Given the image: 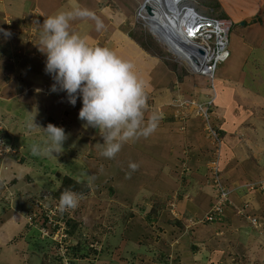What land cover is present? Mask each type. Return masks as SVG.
I'll return each instance as SVG.
<instances>
[{
  "label": "rangeland",
  "instance_id": "obj_1",
  "mask_svg": "<svg viewBox=\"0 0 264 264\" xmlns=\"http://www.w3.org/2000/svg\"><path fill=\"white\" fill-rule=\"evenodd\" d=\"M97 1L104 10V13L100 12L107 19H103L106 21L103 31L109 29L108 19H111L114 24H121L118 14L119 9L122 7L123 11L129 12V7L131 9L130 14L127 18L125 17L128 32L130 33L133 30L142 39L141 31L144 30L157 41L165 54L164 59L163 57L159 58L146 54L152 57L151 60L154 64H151V67L155 64L156 66L159 65L157 72L153 68L149 76L158 77V81L162 83L160 86L169 88L168 90L164 89L167 97H165L166 101L164 100L163 104L157 103L153 99L147 101L150 112L155 111L160 117L158 127L148 138L142 137L143 141L138 139L141 141L134 143L135 148L132 145L133 143L129 145L132 148L131 150L122 148L120 159H108L100 154L102 148L98 142L94 141V136L87 140L94 145L91 148L92 152L86 155L78 154L87 147L81 146L82 143L75 139L77 137L73 138L70 133L72 118L68 112H64L63 116L67 119L62 122V127L68 135V139L64 144V151L55 158L36 157L31 154V145L42 142L45 139V134L41 129L30 130L28 126L34 121L38 126L46 127L50 121V119L44 117L41 111L43 107H46L43 102L45 99L38 100L39 98L37 99L36 96L42 95L48 98L54 95L57 98L66 99V94H47L45 91L53 82L52 80L43 88L35 89V86L27 94L32 95L35 99L29 100L30 103L22 102L20 104L15 100L9 101L12 98L3 100L0 85V183L3 182L5 187L0 197V213L8 212L7 202L12 203V209L17 212L16 218L11 219L7 224H3L6 227L2 234V243H6L8 239L13 242L17 237V244L13 245L12 243L10 247L4 245V248L0 249V264H63V262L59 263L57 259V257H61L60 255H65L68 259L64 260V264H264V253L260 254L259 249H253L252 246L250 247L251 251L249 250L250 252H246V254L243 251H235L234 257L228 261L226 254L232 250L228 251L224 244L219 245L218 240L221 236V232L218 233V231H221L218 230L219 227H216V230L211 228L218 223L219 218L224 217L231 210L248 223L251 222L250 216L264 218V214H257L250 210L248 204L246 206H243L244 204L233 206L232 209H229L231 201L225 208L223 215L219 216L218 219L214 222L205 221L216 199L214 178L222 179L223 184L227 185L223 170L225 147L228 146L232 149L231 151L235 149H233L232 143L227 142L223 131L215 123L216 101L210 106L209 122L207 118L197 116L191 108L181 107L177 103L178 101L185 103L194 100L199 106L206 107V101L210 96L203 99L198 97L193 88L190 93L189 91H180V87L175 91V87L170 86L172 79L174 84L176 82L180 86L184 85V79L180 82L181 80L178 77V74H181L182 71H185L188 75L186 77L197 78L200 76L193 74L186 61L178 59L177 55L170 52L165 43L153 36L140 14L144 4L143 1H137V4L135 0ZM188 1H192L195 6L201 5L204 11L220 15L219 11H209V6L205 5L207 1L212 2L213 0ZM220 1L223 9L229 13L232 20V22L229 18L226 20L230 27L232 25L228 45V50L232 54V51L237 49L235 44L238 43L234 41L235 39L237 41L240 37V32L245 22H247L246 18L258 12L263 0ZM103 34L104 32L98 35V38ZM131 41L136 43L134 39ZM0 54H4L1 49ZM2 60L3 58H0V61ZM166 60L172 64H177L178 74L172 72L171 78H168L171 71H165V67L168 68L164 62ZM250 60L247 73L251 69L254 72L248 74L246 86L250 87L249 84L262 86L264 84V44L261 50L253 52ZM223 64L217 70L216 81H219ZM1 69L3 70L4 81L7 82L13 77L14 74L9 71L10 69L5 67H1ZM160 69L162 74L159 73ZM201 82L202 80L199 81L200 84L196 81H189L188 83L191 86H198L202 84ZM205 84L200 89L207 88V81ZM147 86H149L148 83ZM153 87L156 88V86ZM178 91L183 92L184 95L177 94ZM148 92L150 94L152 91L149 89ZM149 94L147 93V96ZM170 94L173 97L172 100L168 101V95ZM27 95L24 94L23 96L27 98ZM237 98H240V100L245 99L242 100L243 102L247 100L245 95H240ZM46 111L48 112V109ZM46 111L44 110V112ZM148 114L146 113V118ZM207 122L219 131L220 137L218 140L212 141L209 138L206 132ZM204 136L208 140H205ZM91 144H88V146H91ZM147 150H149L151 157L155 159L160 157L164 163L163 165L170 167L171 172L174 171L169 175V178L164 177V181L161 180L164 185H154L153 179H147L144 185L134 186V183L142 181L139 176L143 172V168L140 169L141 166L135 172H131V175H128L131 171L128 167L130 163L145 164ZM231 153L234 154V152ZM143 159L145 160L143 161ZM107 169L115 175L117 180H108L110 175L107 177L105 175ZM66 175L90 185L92 190L91 196L80 199L76 208L63 212V214L69 215L70 218L82 223L78 237L72 239L69 246L74 250L76 245L80 243V249H82L84 255H88L89 249L93 246L94 249L97 248L98 252H102L100 255L90 254L88 259L82 260L76 258L72 256L74 251L73 253L72 250H69V252L68 250L64 251L61 248L62 244L56 240L54 241V239L41 237L36 229L28 226L30 224V222L27 223L29 212H33L38 218L43 216V213H47L45 215L49 219L53 217L54 221H58L59 216L63 215L58 209L59 200H55V195L62 186L63 176ZM89 177H92V179L89 180ZM251 183L244 186L248 188ZM202 186L210 188L212 202L208 203V208H200L201 213L198 212V209L191 211L192 208L187 202L199 201L200 194L195 190H197V187ZM6 187L8 190H6ZM253 191L264 192L261 188L251 189V192ZM80 197L82 198V196ZM110 209L115 213L114 216L117 214L118 227L123 235L125 231L123 239H121L119 231L107 234L95 227L97 224H102L108 230L112 229L111 223L106 222ZM29 216L31 215L29 214ZM130 216L134 218L132 217L133 219L127 223ZM191 217H194V219H191ZM50 221L49 225L51 226ZM198 222L210 226V228H205L207 231L204 242L198 240L200 236L197 232L202 229ZM251 225H253L252 222ZM58 226L60 227L61 224H58ZM139 226L142 228L143 231L141 232L144 236H131L134 232L139 233ZM93 227L95 229H92ZM257 228H262V226ZM48 231L52 232L50 228H48ZM99 233L103 245L100 244ZM221 237L223 238V236ZM187 242L189 247L186 249ZM138 243L144 246L149 245V247L147 246L148 249L143 246L139 247ZM107 245L111 246L107 247ZM63 246L67 249L66 245ZM179 248L181 249L178 250ZM181 250L185 251V256H183Z\"/></svg>",
  "mask_w": 264,
  "mask_h": 264
},
{
  "label": "crops",
  "instance_id": "obj_2",
  "mask_svg": "<svg viewBox=\"0 0 264 264\" xmlns=\"http://www.w3.org/2000/svg\"><path fill=\"white\" fill-rule=\"evenodd\" d=\"M137 1H143L144 3L146 0H135L136 4ZM218 1L221 3L220 0ZM73 7L89 9L100 18L104 26L106 25V21L104 20L107 19L103 15L104 10H102L99 2H96V0H0V29L4 30L3 33H0V49L4 53L0 54V58H3V60L0 61V85L3 100L5 98H12L9 101L15 100L20 104H22V102L30 103L35 97L27 94L30 93L35 86V89H40L47 86L52 81V78L44 71L46 57L36 47L41 26L36 24L35 21L42 23L44 19H47L48 16L57 11L69 10ZM120 7L119 5V8ZM119 10L120 12L118 14L121 24H114L111 22V19H108V30L103 31V27L100 31H97L95 20L77 19L71 23V31L86 38L90 46L107 47L114 51L120 58L130 61L134 65V70L139 78L145 82L146 86L148 83L147 93L149 94V89L152 91L148 95V99H153L156 100L157 103L163 104V102L166 101L165 97H167V93L164 89L168 90L169 88L160 86L162 83L158 81V77L149 76L153 68L157 72V67L159 65L156 66L155 64V66L151 67V64H154L151 60L152 57L147 56V53H145L138 44L131 41L132 39L129 37V29L127 28L128 25L125 22V17H128L131 9L128 7L129 12L123 11L122 7ZM225 12L232 22L229 13L227 11ZM254 19H257V21L252 23ZM246 21L247 22H245L240 32V37L237 41L236 39L234 41L238 43L235 44L237 49L232 51L229 61L221 66L219 81H216L217 100L215 99L216 111L214 117L216 125L223 131L227 142L232 143L234 146L233 149L235 148L231 151L232 149L226 146V151L223 153L224 176L228 186L232 189V203L229 209H232L233 206H241L243 204V206H246L248 204L250 206L249 208H251L250 210L257 214H264V192H251V189L249 190V188L244 186L251 182H264V84H262V86H252L250 84V87L246 86L248 83H246L248 74L254 72L251 69L249 73H247V68L251 61L250 56L254 51L261 50L264 44V0L258 12L253 16H248ZM232 24L234 25V23ZM102 32H104V34L98 38V35ZM4 33H10V35L6 36ZM1 67L10 69L9 71L14 74L13 77L10 75L12 78L7 82L3 80L4 76ZM165 71L168 72L170 70L165 67ZM159 73L162 74L161 69ZM171 75H173L172 72H169L168 78H171ZM200 80H202V84L198 86H191L188 83L189 81H196L199 83ZM183 81L184 85L180 86L176 84V82L175 85L172 79L170 86L173 88L175 87V91H177L179 87L181 88L179 89L180 91H189L191 93L194 90L198 94V97L203 99H206V96L210 94L207 88L200 89L201 86L204 87L206 85V80L201 77H185ZM151 84H153L152 87H150ZM153 86H156V88ZM180 91H178L177 94L184 95V93ZM24 94L28 97L25 98V96H23ZM240 95H245L247 100L243 102L242 100L245 99L240 100V98H237ZM41 96L42 95H37L36 97L37 99L39 98L38 100L45 99L43 102L46 104L47 108L43 107L41 111L44 117L50 119L49 123L57 127H62V122L67 119L63 115L67 112L69 113V116L72 118L70 121V123H72L70 133L73 138L77 137L75 139L78 140L79 143H82L81 146L84 148L87 147L78 154L86 155L92 152L91 148H93L94 145L91 144V141H87L90 137L93 138L94 136V141L98 142L100 145L103 143L101 133L92 128L89 130L88 128H84L83 124L85 122L78 118L79 111L82 107L81 101L77 100L76 105L72 106L65 98H57L54 95L48 98L44 96L41 98ZM168 97V101H170L173 96L170 94ZM46 109H48V112ZM44 110L46 112H44ZM140 139L143 141V138ZM141 140L127 142L122 148L131 150L132 148L129 145L133 143L132 145L134 146L135 142H140ZM205 140L208 139L205 137ZM88 144H91V146H88ZM231 152H234V154ZM146 153L147 161L143 159V161L145 160V164L139 165L141 166L140 169L143 168V172L139 175L142 181L134 183V186L144 185L147 179H153L154 185H164L161 180L164 181V177L169 178V175L174 173V171L171 172L170 167L163 165L164 163L160 157L156 159L151 157L149 150H147ZM120 158L121 151L116 155L115 160ZM105 175L106 177L110 175L108 180H117L109 169H107ZM7 187L6 190H8ZM257 188L260 189L259 187ZM209 189V187L206 188L203 186L200 188L197 187V190L193 188V190L200 195L199 201H197L198 203L196 201L187 202L192 208L191 211L198 209V212L201 213L200 208L209 207L208 203L212 202ZM4 190V184L1 182L0 197ZM261 190L264 191V188ZM212 194L215 196L214 193ZM6 200L8 199L6 198ZM16 217L17 212L12 209V203H10L8 212L0 213V249L4 248V245L10 247L12 243L13 245L17 244V237L13 242L11 239H8L6 243H2V234L6 227L3 226V224L9 223L11 219ZM191 219H194V217H191ZM259 219L262 220V228L251 225L250 221L248 223L242 220L240 216L238 217L237 214L231 210L228 211L224 217L222 216L219 218L218 223L215 224L216 226L214 225V227H211L214 230H216V227H219L218 230H221L218 231V233L221 232L223 238L220 236L218 240L219 245L224 244L225 248H228V251L232 250L226 254L228 261L234 257L233 255L237 251H243L245 254L246 252H250L251 246L253 249L258 248L260 254L264 253V218ZM201 223L202 222H198V224L202 226V229H204L203 231L202 229L198 230L197 233L198 236H200L198 240L204 242L206 240L205 233L207 231L205 228H210V226ZM185 247L186 249L189 247L188 242ZM180 249L181 248L178 250ZM182 254L185 256V251H182Z\"/></svg>",
  "mask_w": 264,
  "mask_h": 264
},
{
  "label": "clouds",
  "instance_id": "obj_3",
  "mask_svg": "<svg viewBox=\"0 0 264 264\" xmlns=\"http://www.w3.org/2000/svg\"><path fill=\"white\" fill-rule=\"evenodd\" d=\"M145 3L155 10L156 6L149 4V0ZM171 3L174 5L176 0H171ZM183 3L197 10L195 6L187 3V0H183ZM174 11H166L170 25L171 14ZM140 14L153 36L165 43L172 54L177 55L171 50L168 42L166 40L167 43L164 42L163 37L167 35L166 32L170 27L160 29L155 15L157 28L153 30L148 24L149 17L145 9L141 8ZM77 19L95 20L97 31L104 27L100 18L87 8L73 7L69 10H60L48 16L42 23L35 21L41 26L36 47L46 57L44 71L53 80L50 91L65 93L67 102L72 106L76 105L78 99L81 101L82 107L78 118L85 122L83 127L100 131L103 140L100 154L105 158L114 159L125 143L152 135L158 127L160 117L155 111L150 112L145 82L135 72L134 65L120 58L107 47L90 46L86 38L71 31V23ZM221 20L226 21V19ZM230 28L232 25L231 27L229 25V34ZM3 32L4 30L0 29V33ZM4 35L8 36L10 33H4ZM180 42H182V49L187 51L192 40L186 36L185 41L180 40ZM229 53V58L225 62L231 57V51ZM188 65L193 74L207 81V89L210 92L208 96L216 99L217 71L213 81V90L210 88L209 79L198 72L200 63L198 62L197 65L188 63ZM146 113H149L147 118ZM28 127L30 130L41 129L45 134L42 142L31 145L33 156L55 158L64 151L68 135L63 127H57L51 123L46 127H41L34 121ZM128 167L131 170L128 175H131V172H135L139 165L130 163ZM91 179L92 177H89V180ZM80 198V194L65 190L59 199V211L63 213L65 210L76 208ZM29 214L28 217H33L34 222L28 226L36 229L42 237L41 228L43 227L39 225L41 219L30 212ZM29 222L28 218L27 223Z\"/></svg>",
  "mask_w": 264,
  "mask_h": 264
},
{
  "label": "built area",
  "instance_id": "obj_4",
  "mask_svg": "<svg viewBox=\"0 0 264 264\" xmlns=\"http://www.w3.org/2000/svg\"><path fill=\"white\" fill-rule=\"evenodd\" d=\"M162 5L164 10L167 12L175 10L174 13L171 14V25L166 34L170 36V39L174 37L179 39V41H185L187 36L192 40V43L189 44V49H187V51H189V55L193 59H196L200 63L198 72L209 79L210 88L214 90L213 81L215 73L219 65L225 62L230 55L228 50V23L220 18L209 17L201 14L191 6L184 4L183 0H176L174 5L171 3V0H163ZM50 86L47 87V90L45 91L47 94H65L63 92L52 93L50 91ZM214 99V97H209L205 104L206 107L202 105L199 106L194 100L186 101L189 103L180 101L177 103H179L181 107L191 108L197 116H202L205 119H208L211 113L210 106L214 103ZM208 122L206 132L208 133L209 138H211L212 141L218 140V130L211 124L209 125ZM214 185L217 190V196L212 210L205 218L206 222H214L216 215H223L225 208L231 202L232 190L230 187H228V185H224L222 179L220 180L217 177L214 178ZM257 187L261 189L264 188V182L251 183L248 185L249 189H256ZM250 220L255 227L262 226V222L259 218L250 216ZM29 221L33 224L34 218L29 217ZM49 221L51 226L49 225V222L47 225L53 233L48 231V228H41L42 237L54 239V241L56 240L62 244L61 248L64 249V251H67V249L63 246L66 245L64 239L67 238V235L64 233L65 223H63V225L60 223L61 226L55 231L54 229L59 223L55 222L53 217H51Z\"/></svg>",
  "mask_w": 264,
  "mask_h": 264
},
{
  "label": "trees",
  "instance_id": "obj_5",
  "mask_svg": "<svg viewBox=\"0 0 264 264\" xmlns=\"http://www.w3.org/2000/svg\"><path fill=\"white\" fill-rule=\"evenodd\" d=\"M187 3L191 4L192 6H195V4L192 1H188L187 0ZM204 4H205V2H204ZM205 5H208L209 6V8H210L209 11H219L220 12V15L219 14H216L214 12H208V11L202 10L201 5L195 6V7H196V9L199 12H201L204 15L209 16V17L226 19V20L229 18L226 15L225 11L223 10V8L221 6V3L218 0H213L212 2L211 1L210 2L207 1ZM256 21H257V19H254L252 21V23H254ZM141 34H142V39H140V37H138L136 35V33L133 30H131V32L129 33V37L131 39H134L137 44L139 43V46L146 53H148V54H150L151 56H154V57H159V58L163 57V59H164L165 54L162 51L160 45L157 43V41H155L153 39V37L149 33H146L144 30L141 31ZM164 62H165V64L167 65L168 69L171 72L178 74L177 64H175V63L172 64V63H170L167 60L164 61ZM186 76H188V75L185 73V71H182L181 74H178V77L181 80L180 82H182V80ZM219 137H220V135H219ZM65 190H71L73 192H76V193L80 194V196H82V198H80V199H86V197H88L89 195L91 196V192H92L90 185H87L86 183L79 182L78 180L73 179L71 176H68V175L63 176V178H62V186H61L60 190L57 192V194L55 195V200L56 201H58L60 199L61 193H63ZM215 193H216V196H217V190H216V188H215ZM8 204H10V202L9 203L8 202L6 203V206L9 208L10 205H8ZM41 208L43 210V206L42 205H41ZM39 211H41V210L39 209ZM30 213L32 215H34L33 212H30ZM43 214L44 215L41 216L39 219L44 220V221L41 222V223H39V225H41V227H43V228H48L47 223L49 222V218L47 217V215H45L47 213H43ZM114 214L115 213H113L111 211V209H110V212L108 213V216H107V219H106V222L107 223H111V225H112L111 228L112 229H109L108 230L102 224H97L95 227H97L98 229H100L101 232H104L105 231L107 234H109V233L111 234V233H115L116 231H119L120 232V235H121V239H123L125 237V231H124V235H123L122 232L119 230V227H118V223L119 222L116 219L117 218V214H116V216H114ZM60 216H59V220L57 219L58 221H55V222H58L59 224L60 223H65L64 233L67 235V238L64 239V241L66 243L68 252H69V250L70 251L72 250V253L74 251V253L72 254V256H75L76 258H79V259L82 260V259H85V258L88 259L90 254H95V255L98 254V255H100L102 253V252H98L96 250L97 248L94 249L93 246H92V248H90L89 251H88L89 254L88 255L87 254L84 255V252L82 251V249H80V246H81L80 243H78V245H76L75 249L73 250V248L70 247L69 245H70L72 239H75L76 237H78V234L80 232V228L82 226V223L74 220L73 218H70L69 215L63 214V215H60ZM219 216L220 215H216L215 216V220L218 219ZM132 217L130 216V218L128 219V222L127 223H129L131 221V219L134 218V217L133 218ZM39 219H36V220H39ZM148 220H150V219H148ZM95 227H93L92 229H95ZM57 229H59V226H57L54 230L56 231ZM92 229H90V230H92ZM138 229H139L138 230L139 233H137V232L135 233L134 232V234H132L131 236H134V237L135 236L136 237H143L144 235L141 232V231H143L142 228L139 226ZM92 233H94V232H92ZM99 238H100V244L103 245V240L101 238L100 233H99ZM137 245H139V243ZM108 246H111V245H107V247ZM141 246L146 247V248H147V246L149 247V245H145V246L143 244L142 245H139V247H141ZM60 256L61 257H57V259H58L59 263H62L63 262V264H64V260L65 259L68 260V259L65 257V255H60Z\"/></svg>",
  "mask_w": 264,
  "mask_h": 264
},
{
  "label": "water",
  "instance_id": "obj_6",
  "mask_svg": "<svg viewBox=\"0 0 264 264\" xmlns=\"http://www.w3.org/2000/svg\"><path fill=\"white\" fill-rule=\"evenodd\" d=\"M142 9H145L146 11V14L148 15L149 17V21H148V24L150 26L151 29H156V24H155V10L152 6L148 5L147 3L143 4L142 6ZM152 31V30H151ZM154 32V31H152ZM169 47L171 48L172 47V50L175 51L176 54H179L182 50V42L179 41V39L177 38H172L170 40V43H168ZM185 53L187 54H184L187 58V62L190 63L191 65L195 64L197 65L198 62L196 59H193L190 55H189V51H185Z\"/></svg>",
  "mask_w": 264,
  "mask_h": 264
},
{
  "label": "bare ground",
  "instance_id": "obj_7",
  "mask_svg": "<svg viewBox=\"0 0 264 264\" xmlns=\"http://www.w3.org/2000/svg\"><path fill=\"white\" fill-rule=\"evenodd\" d=\"M162 1L163 0H149V4L151 5H155L156 8H155V12H156V19H157V24H158V27L162 30H164V28H167L168 26L170 27V22H169V16H167V13L166 11L164 10L163 8V5H162ZM172 20V19H171ZM157 28V27H156ZM155 30V29H153ZM160 32V31H159ZM164 36V35H163ZM164 42H168L170 43V36L169 35H165L164 37ZM166 40V41H165ZM166 42V43H167ZM171 50H172V47H171ZM186 54L185 51L182 49L181 52L179 54H177L178 58H180L181 60H187L186 56L184 55Z\"/></svg>",
  "mask_w": 264,
  "mask_h": 264
}]
</instances>
